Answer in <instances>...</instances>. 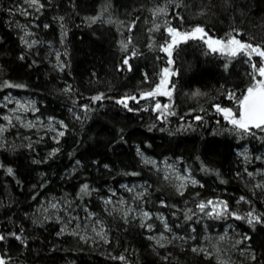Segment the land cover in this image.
Instances as JSON below:
<instances>
[{"label": "trees", "instance_id": "16d2710c", "mask_svg": "<svg viewBox=\"0 0 264 264\" xmlns=\"http://www.w3.org/2000/svg\"><path fill=\"white\" fill-rule=\"evenodd\" d=\"M40 5L26 19L20 14L23 0H0V100L29 97L39 118L65 129L58 139L19 128L3 137L0 257L6 264H264V191L238 154L248 148L264 155V131L237 130L215 107L239 116L237 100L228 94L238 99L254 83L253 61L211 52L200 39L180 43L171 58L162 51L171 40L169 27L187 32L199 26L213 39L226 42L231 34L264 47V0H40ZM21 24L30 26L36 46L23 42ZM169 59L171 97L142 98L159 84ZM100 95L103 99L93 100ZM122 99L127 107L117 102ZM142 156L181 160L199 186L177 192ZM138 184L147 187L143 206L164 215L182 240L160 246L139 220L111 216L105 201ZM84 185L87 191H81ZM54 203L100 219L106 240L84 241L80 228L86 223L74 225L81 221L73 218L69 226L72 219L51 210ZM249 213L262 222L248 224ZM228 226L243 237L240 249L208 257L199 243Z\"/></svg>", "mask_w": 264, "mask_h": 264}, {"label": "rangeland", "instance_id": "374dc122", "mask_svg": "<svg viewBox=\"0 0 264 264\" xmlns=\"http://www.w3.org/2000/svg\"><path fill=\"white\" fill-rule=\"evenodd\" d=\"M23 2L24 7L20 9V14L23 18H33L36 12L40 11V0L38 4H31L28 0H23ZM28 23H32L31 20ZM20 30L23 34V42L29 48L38 44V41L33 37V31L30 26L26 27L24 24H21ZM253 58L251 62L253 61L256 65L259 62L257 65V67H259L260 58L257 56ZM169 69L172 73L174 72L172 63L170 64ZM171 77L172 75L169 78V90L171 88ZM256 79H261V77L257 76ZM5 117H7V119H5ZM12 128L36 131L42 137L51 135L53 139H58L61 137L59 133H64L65 126L61 122H57L53 119L43 120L39 118L37 116V103L35 100L29 97H17L10 94L0 100V129H3V131H0V145L4 142L3 137L5 133ZM238 154L243 160L247 175L253 178L258 183V186L264 191V155H255L251 153L248 148L240 150ZM142 160L145 164L151 166L155 172L160 173L162 177H164L163 179L171 183L179 193L185 192L188 187L199 186L198 180L193 176L190 169L183 166L182 161L179 159H164L162 161H157L142 156ZM193 180L196 181L195 184L192 183ZM182 184L183 187L181 188L180 186ZM146 192L147 187L144 184L128 187L124 186L121 193H113L112 196L105 201V204L109 205L108 208L111 211V216H116L118 214L126 218H132L137 221L139 220L138 222L145 227L149 232L150 237L160 246L166 245L174 240H182L181 235L170 229L172 226L164 215L161 213H151L143 206L142 198ZM53 209H56L61 214L66 213L67 216L72 219L68 224L69 226L70 224L73 225V218H76L77 220L80 219L81 221V223L75 222L74 225L80 224L81 226L82 223H86L83 224L84 227L80 228V233L82 234L84 241L93 245L97 242H103L106 240L105 226L97 217L90 215L89 218H83L76 209L71 211L65 206L59 207L58 203H54L51 210ZM219 233V230L214 229L213 234L210 233L212 236L210 237L207 235L208 238L203 239L199 243L200 246L198 245L200 250L205 252L208 257H211L212 255L221 257V250L232 248L235 251V248L239 247L240 249V246L243 243V237L234 226H228L223 233ZM193 242H196L195 237L192 238L191 243ZM206 243H210L211 245L207 246ZM242 250H239L238 255Z\"/></svg>", "mask_w": 264, "mask_h": 264}, {"label": "snow or ice", "instance_id": "6c2138e0", "mask_svg": "<svg viewBox=\"0 0 264 264\" xmlns=\"http://www.w3.org/2000/svg\"><path fill=\"white\" fill-rule=\"evenodd\" d=\"M31 4H38L39 0H28ZM41 7L43 5H40ZM157 11L162 12L163 9H158ZM169 36L171 37L170 42L166 43V46L162 48L169 58H171L173 54V48L178 46L182 42H187L189 39H200L203 40L207 47L210 49L211 52H219L222 55L229 56V57H236L239 54L243 53L247 58L248 62L251 61L252 57L255 55L260 58V66L257 67L255 63H252V79L254 83H252L247 89L245 94H243L240 98L237 99L234 93H229V99H236L238 106H239V116L231 109V108H222L219 105H216V111L221 113L224 118L237 130H242L244 132H248L251 128H256L264 131V47L260 45H253L251 43L242 42L241 40L237 39L235 36L229 35V38L225 42L224 40L220 39H213L212 37L208 36V34L204 31L202 27H195L191 31L187 32H180L177 29L168 28ZM207 37V38H206ZM206 38V39H205ZM121 46L124 50H127L128 45L121 42ZM125 65H128V60L125 59L123 61ZM168 63H172V60L169 59ZM129 70L130 66H129ZM174 73L171 72L169 68H164L162 70L161 79L159 84H157L156 88L153 91H149L147 93H142V98H151L155 97L156 95H165L169 98L172 95V91L168 89L169 78ZM259 76L261 79H256ZM7 87H12L13 85L8 84ZM174 88V85L172 86ZM199 94V93H196ZM103 96H96L93 100H101ZM131 99L135 100V97H131ZM118 103L123 104L127 107L126 100H119ZM165 110L167 106H164ZM156 110L161 109V105L157 102L155 105ZM131 111V109H129ZM7 119V117H5ZM196 119H200V117H196ZM3 131V129H0ZM59 135H64L63 132H60ZM52 153L51 155H54ZM2 166V165H0ZM7 172L9 174L13 173L12 168H8ZM193 184L196 181H192ZM183 187V184L180 186ZM88 186L84 185L81 191H87ZM182 194V193H181ZM243 199V197H241ZM212 202L209 201V204ZM223 203V207L227 210V204ZM200 209L203 210L206 205L201 203L199 205ZM220 213H217L219 215ZM147 215V214H145ZM237 219H241V217H237ZM261 218L258 215H253L249 213L247 216V223L250 225H254L256 223H261ZM13 235H15L13 233ZM20 239L19 236L16 237ZM247 238V237H246ZM5 237L0 235V240H4ZM196 251V249H193ZM121 260L124 259L123 256L120 257ZM253 259L255 256L253 255ZM0 264H6V261L3 257H0Z\"/></svg>", "mask_w": 264, "mask_h": 264}, {"label": "bare ground", "instance_id": "6f19581e", "mask_svg": "<svg viewBox=\"0 0 264 264\" xmlns=\"http://www.w3.org/2000/svg\"><path fill=\"white\" fill-rule=\"evenodd\" d=\"M190 196V195H189ZM194 202V201H193Z\"/></svg>", "mask_w": 264, "mask_h": 264}]
</instances>
